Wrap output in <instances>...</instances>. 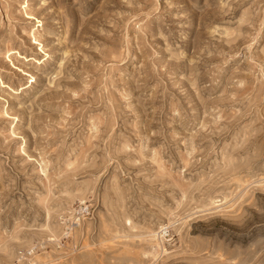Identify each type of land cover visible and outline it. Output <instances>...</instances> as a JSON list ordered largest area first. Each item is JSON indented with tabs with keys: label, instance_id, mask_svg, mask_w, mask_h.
I'll return each instance as SVG.
<instances>
[{
	"label": "rangeland",
	"instance_id": "1",
	"mask_svg": "<svg viewBox=\"0 0 264 264\" xmlns=\"http://www.w3.org/2000/svg\"><path fill=\"white\" fill-rule=\"evenodd\" d=\"M0 264H264V0H0Z\"/></svg>",
	"mask_w": 264,
	"mask_h": 264
},
{
	"label": "bare ground",
	"instance_id": "2",
	"mask_svg": "<svg viewBox=\"0 0 264 264\" xmlns=\"http://www.w3.org/2000/svg\"><path fill=\"white\" fill-rule=\"evenodd\" d=\"M164 233V232H163ZM156 236V235H155Z\"/></svg>",
	"mask_w": 264,
	"mask_h": 264
}]
</instances>
